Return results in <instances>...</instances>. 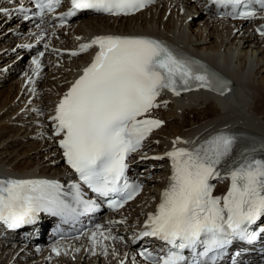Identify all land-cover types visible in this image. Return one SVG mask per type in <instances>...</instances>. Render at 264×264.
Wrapping results in <instances>:
<instances>
[{"label":"snow or ice","instance_id":"snow-or-ice-1","mask_svg":"<svg viewBox=\"0 0 264 264\" xmlns=\"http://www.w3.org/2000/svg\"><path fill=\"white\" fill-rule=\"evenodd\" d=\"M33 2L43 22L45 11L53 12L62 0ZM70 2L71 9L60 17L62 23L64 16H75L77 10L129 15L152 0ZM209 4L218 10L231 9L220 14L240 19L256 16L254 4L264 10V0H209ZM257 31L264 36V27ZM94 45L99 50L92 63L60 101L52 119L56 122L55 135L63 134L59 144L67 164L92 192L108 198L109 208H118L140 191L139 184L127 179V158L163 123L139 117L160 107L156 100L163 90L179 95L195 86L222 92L227 84L198 61L155 39L97 36L80 49L86 51ZM33 63L39 68V60ZM177 143H181L179 138L173 142V150L165 153L172 164L171 183L162 193L156 213L149 215L145 230L139 234L169 247L164 256H154L147 250L140 255L149 264H187L183 253L188 250L192 253L191 264H206L201 258L214 260L234 241L253 242L264 235V226L258 225L264 218V157L242 153V159L230 160L236 137L224 133L192 149L176 148ZM222 165L229 169L231 186L223 197H214L210 181L221 176ZM71 188L72 193H65L54 181L0 178V222L18 228L35 224L41 212L70 217L77 214L79 205L85 209L93 206L82 199L80 184ZM68 195L72 203L66 199ZM98 235L116 239L110 233L105 236L94 232V242ZM53 251L58 249L54 247Z\"/></svg>","mask_w":264,"mask_h":264},{"label":"bare ground","instance_id":"bare-ground-1","mask_svg":"<svg viewBox=\"0 0 264 264\" xmlns=\"http://www.w3.org/2000/svg\"><path fill=\"white\" fill-rule=\"evenodd\" d=\"M160 8H164L162 16ZM168 8H170V12L167 11L169 18L162 24ZM200 11L198 7L185 0H158L156 5L145 8L134 16L87 17L76 27L75 32L85 37L115 31L167 38L188 48L190 52L211 60L225 70V73L235 82L230 98L203 90L192 91L181 98H175L168 106V109H172L170 112L164 110L157 113L163 118L164 125L154 136L160 143L154 144L151 151L159 152L163 148L172 147L177 138L180 141L189 138L196 144L203 139L226 132L264 137V80L261 75L258 76L259 72L264 70V38L252 36L247 27L242 29L232 26L230 22L211 19L212 16L203 14H199L201 16L197 26L193 27L190 21L187 24L189 12L195 18L197 15L194 14ZM0 18L3 19L0 21V29L4 27L3 31H10L8 36L12 37L0 46V66H3L0 68V74H2L0 77L3 76L4 71L19 73H15L17 78L14 82L7 83L5 96L2 95L4 90L0 91V99L3 96L0 100V111L8 113L0 117V163L4 165L0 164V170L7 174L28 173L31 176L35 174L29 173H62L63 167L54 142L44 137L45 125L36 127L35 122L43 119L56 94L65 88V81L76 74L78 61L85 59V55L71 60L60 58L62 60L60 65H54L47 57L39 60V68L33 63V60H37L35 58L24 64L19 57L22 54L21 49L14 47L17 38L13 30H18L16 25L12 24L11 20L5 22L6 14ZM0 39H5L1 37V33ZM17 64V68H14ZM8 77H10L8 80H11L12 75ZM1 85L5 86L3 83H0ZM12 87H14L13 90ZM169 118L177 122V125L169 122ZM4 120L11 124L6 122L3 124ZM11 131L13 133L7 135ZM26 140L30 141L33 147H30L29 153L21 154V157L34 154L35 157H39L36 162L21 160L22 158H18L20 154L17 150H9L10 147ZM36 141L40 142L38 147L34 144ZM11 154L12 157H7ZM40 162L41 166L38 164ZM154 172L156 175L151 180L153 183L151 192L152 196L156 197L155 186L159 185L156 179L166 177L167 168L163 164L157 166ZM142 199L141 197L137 202L141 203ZM141 205L150 208L155 204L151 205V200L146 197ZM128 212L137 215L139 210L136 209L133 212L129 209ZM63 247V254L58 257L49 259L48 256L41 255L28 257L23 262L22 252L18 248L12 246L5 248L4 242L0 240V257L5 259L2 264H119L122 259L128 258L120 252L121 255L117 258L109 256L105 246L93 247L87 253L84 248L79 249L68 244H64Z\"/></svg>","mask_w":264,"mask_h":264},{"label":"rangeland","instance_id":"rangeland-1","mask_svg":"<svg viewBox=\"0 0 264 264\" xmlns=\"http://www.w3.org/2000/svg\"><path fill=\"white\" fill-rule=\"evenodd\" d=\"M162 6H163V4H162ZM162 11H161V16H162V14L164 13V8H160ZM167 11H169L170 12V8H168V9H166V12ZM165 12V13H166ZM190 13V15L188 16V19H187V24H189L190 22L192 23V25H193V27L194 26H197V22L199 21V19H200V17L199 16H201V15H199V14H201V13H195L194 15H197L195 18L191 15V12H189ZM193 14V13H192ZM168 12L165 14V16H164V19H163V22H162V24H164L165 22H167V20H168ZM198 18V19H197ZM174 19H176V17L174 16ZM1 20H3V19H1L0 18V21ZM171 20H173L172 18H171ZM190 21V22H189ZM194 22H195V25H194ZM11 24V23H10ZM189 26V25H188ZM3 28L4 27H2L1 29H0V33H1V37H5V39H0V41H2V43L0 44V46L1 45H3L5 42H7V41H9V38H11L12 39V37L11 36H8V34L10 33V31H3ZM212 44V43H211ZM9 46H11V45H9ZM222 48H224V46L222 47ZM1 49H3V48H1ZM1 54V53H0ZM17 66H18V64L17 65H15L14 66V68L16 67L17 68ZM2 66H0V68H1ZM9 70V69H8ZM0 75H2V74H0ZM259 75H261L262 76V78H263V80H264V70H262L261 72H259V74H258V76ZM16 74H12V78H11V80H8V82H5V83H3L5 86H0V91L1 90H4V92H3V96H5L4 95V93H7V88H6V85H8L10 82H14L15 80H16ZM9 79H10V77H9ZM7 81V80H6ZM8 83V84H7ZM13 86V85H12ZM17 86V85H16ZM14 89V87H12V90ZM9 93L12 95V92L11 91H9ZM3 96L1 97V99L3 98ZM0 99V100H1ZM172 109H168V111L167 112H170ZM8 113H2L1 111H0V117H4L5 115H7ZM169 122L171 121L172 123H173V125H177V122H173V119L172 118H169V120H168ZM4 122H6L7 124H11V123H9V121H7V120H4L3 121V124H4ZM5 123V124H6ZM11 133H13V131H11L10 133H8L7 135H9V134H11ZM5 138H6V135H5ZM16 137H14V139H15ZM8 141H9V139H7ZM29 142V143H28ZM38 143L40 144V142L39 141H36L34 144H35V146L37 145V147H38ZM1 146V145H0ZM22 147V148H21ZM30 147H33L31 144H30V141H25V142H22V143H20V144H18V145H15V146H13V147H10L9 148V150H17V153H19L20 154V157H18V158H22L21 160H23V159H25V160H32L33 162H36L37 160H39V157H35L34 156V154H31V155H26V156H24V158L23 157H21V154H26V153H29L30 152ZM1 148V147H0ZM21 148V149H20ZM24 148V149H23ZM7 157H12V154H11V156L10 155H8ZM15 156H13V158H14ZM38 158V159H37ZM1 164V163H0ZM39 164V166H41L42 165V163L40 162V163H38ZM1 165H3V164H1ZM4 166V165H3ZM29 170H31L30 168H28ZM29 174H38V173H29ZM5 248H8V246H5ZM1 252V251H0ZM1 258V257H0ZM5 261V259L3 260L2 258L0 259V264H2L3 262ZM8 263H10V262H8Z\"/></svg>","mask_w":264,"mask_h":264}]
</instances>
